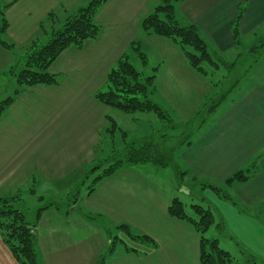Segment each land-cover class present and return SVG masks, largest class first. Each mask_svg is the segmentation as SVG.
<instances>
[{"label":"crops","instance_id":"crops-1","mask_svg":"<svg viewBox=\"0 0 264 264\" xmlns=\"http://www.w3.org/2000/svg\"><path fill=\"white\" fill-rule=\"evenodd\" d=\"M80 2L15 0L6 11L7 40L25 49L36 37L45 40L41 22L49 31L61 27L81 8ZM157 2L108 0L95 17L101 26L99 36L81 48L66 49L50 66V71L59 76V84L26 88L14 96L0 118V197L22 192V201L26 194H41L39 200L44 199L43 192L64 195L43 211L35 225L38 264H94L106 251L112 232L120 241L105 264H200V235L169 213L172 198L178 196L174 187L163 186L142 169L150 163L118 170L97 182L90 194L78 191L74 200L66 201L91 163L100 159L108 140H115L119 134L112 138L105 130L107 118H114L112 111L116 108L95 96L98 90L105 89L108 72L124 52L129 53L131 61V52L135 53L130 47L132 41L138 42L146 57L149 53L144 46L164 41L159 38L162 36L145 33L141 26ZM174 5L178 20L184 25H196L218 58L222 52L238 50L232 27L240 6L244 7L239 24L242 38L257 33L264 23V0H183ZM50 12L55 15L53 22L47 18ZM0 55H6L7 60L12 57L2 46ZM169 63L162 78L167 84L185 87L191 77L190 82L194 79L197 83L208 79V69V74L202 75L185 57ZM137 68L143 70L141 64ZM248 76L243 78L246 83L238 96L216 108L196 131L191 144L182 145L174 154L187 172L181 189H188L189 182L199 183L203 193L212 198L217 218L225 225V231L217 236L231 237L264 263V64L248 71ZM158 80L159 73L154 80V101L161 103L162 97H174L171 84L161 87ZM203 84L204 81L195 86V95L204 92ZM258 155L257 172L227 190L232 200L246 209L242 211L210 186H222L227 177ZM122 223L130 226L133 234L151 237L156 247L116 230ZM93 240L101 245H92ZM128 240L135 244L129 245ZM0 264H21L1 229Z\"/></svg>","mask_w":264,"mask_h":264},{"label":"trees","instance_id":"trees-1","mask_svg":"<svg viewBox=\"0 0 264 264\" xmlns=\"http://www.w3.org/2000/svg\"><path fill=\"white\" fill-rule=\"evenodd\" d=\"M14 1L5 2L4 0H0V45L12 53L15 51L16 44L6 38L9 29L6 11ZM107 1L88 0L85 6L79 8L77 12L67 17L61 27L50 31L45 27V23L41 22V33L47 35V38L45 40L39 37L32 39L26 46V61L24 66L20 69L14 67L11 70L17 86L13 96H9L0 101V118L13 102L14 96L26 88L36 85L52 86L59 84V76L50 71V66L66 49L72 46L81 48L86 41L99 36L101 26L96 22L95 17ZM157 1L154 9L143 18L141 24L142 30L147 34L171 38L180 46L188 63L202 75L206 76L208 74L204 67L205 62L211 63L210 65L214 68L219 67L218 60L221 58L216 59L213 57V53L201 37L198 27L194 24L184 25L176 17L174 4L183 0ZM243 13L244 7L240 6L239 13L232 27V35L236 48L242 44L239 24ZM47 18L53 22L55 20L54 12H50ZM130 47L136 53L143 70L135 67L130 61L129 53L124 52L118 58L116 65L108 72L106 87L96 92V98L100 102L127 114L154 113L162 121L170 122L171 127L186 125V123L182 125L174 123L167 110L154 101L152 94L155 88L154 80L156 76H150L145 73L144 69H146L147 57L140 50L138 42L132 41ZM262 50H264V37L254 44L248 53L254 55L256 58ZM241 52L239 51L238 53L240 57L243 55ZM221 60L225 64H228V66L235 64V61L229 63L223 59ZM257 61L258 59L254 60V62ZM252 65H249V67H252ZM246 72L243 71L242 76ZM238 83L239 80L235 81L232 87ZM222 98L220 97L215 103H211L203 110L201 114L203 117H201L199 126L205 123L210 112L222 101ZM107 120L106 132L112 138L120 132L122 139L126 141L127 132L118 125L113 117L108 116ZM112 141V144H114L115 140ZM185 144H191V140H187L184 143L181 142L170 149H165L164 146L161 147L151 136L126 142V146L123 149L113 150L107 158H100L98 163L92 166L85 176L93 171H100L102 169L103 172L95 178L96 185L97 182L114 174L118 170L150 163L162 168L171 167L178 177L177 188L181 189L184 186V178L187 172L183 171L175 160L174 152L177 148ZM259 161L260 155L256 156L246 167L233 172L224 180L222 186L211 185L210 187L222 197L232 200V196L227 190L238 183H243L250 179L257 172ZM95 185L89 189V194L94 190ZM21 195L22 192H18L8 197H0V229L4 232L5 239L10 246L12 254L21 264H38L34 228L43 211L53 205V203L39 207L34 218L29 220L27 211L19 205L21 203ZM232 201L240 210H246L237 201ZM185 205L182 199L174 197L169 206V213L173 217L185 221L199 233L200 264H239L229 252L219 246L217 238H209L206 236L212 226H215L216 230L220 233L225 231L224 222L221 219L217 220L215 209L207 204V202L193 203L191 204L193 214H189L186 211ZM115 229L124 232L134 241L156 247V243L151 237L142 233L133 234L130 226L127 224H119ZM110 241L106 251L100 255L96 264L106 263L107 256L113 252L114 246L120 241V238L115 234L113 237L111 236ZM128 249L136 251V249ZM243 252L247 256L246 261H252L255 264H264L260 258L248 250L244 249Z\"/></svg>","mask_w":264,"mask_h":264},{"label":"rangeland","instance_id":"rangeland-1","mask_svg":"<svg viewBox=\"0 0 264 264\" xmlns=\"http://www.w3.org/2000/svg\"><path fill=\"white\" fill-rule=\"evenodd\" d=\"M81 1L80 7H83L87 4L88 0H79ZM260 29L257 33H250L244 35L242 38V44L237 49H230L225 52L219 54L221 59L226 62H233L235 64L233 66H228L222 60H218L220 64L219 67H210L209 63L205 62L204 67L205 69L209 70L208 79H202L199 83H197L194 79L190 82L191 78L188 79L186 83V88L183 85L178 84H167L163 77L166 76L167 70L164 71L166 65L171 60H184V55L181 51V48L178 44H176L171 38L166 37H159L162 43H158L157 41L155 44L151 43L150 47L144 46L146 52L149 53L147 56L146 62V73L147 75H155L157 76L159 73V80L158 85L161 87H167L170 85L172 89V93L175 95L174 97H170L168 99L159 100L162 106L165 105V109L167 110L168 114L170 115L172 121L177 124H185L184 126L180 127H171L170 122H164L160 119L157 121L154 114H146V113H137V114H127L122 111L113 109L112 115L116 119L119 126L127 132L126 141L122 139L121 133L117 134L115 138V143L112 144V141L109 139L104 147L102 152V156L100 158H107L111 155L113 150H121L126 146V142H131L142 137L151 136L155 140L156 143L160 144L161 147H165V149H170L174 145H178L181 142H185L187 140H192L195 137L196 131L199 127L203 124H200L201 121V114L203 110L210 105L211 103H215L217 99L223 97L220 103L213 109L210 114L214 113L216 108L224 107L233 99H235L238 94L239 90L244 86L246 80L244 77L248 76V71L252 69L254 70L257 68L258 65L264 64V50L260 51L258 55L255 56L248 53L251 50V47L256 44L262 37H264V23L261 24ZM139 39V38H138ZM142 41V40H138ZM143 42V41H142ZM1 46V45H0ZM3 47V46H2ZM4 48V47H3ZM235 48V47H234ZM5 49V48H4ZM7 50V49H6ZM15 51L10 54L12 55L9 60H7L6 55H0V101L6 99L9 96H13L14 90L17 86L16 80L14 75L12 74L11 70L15 67L16 69H20L24 66L26 61V49L25 46H17ZM9 51V50H8ZM239 51H242L243 55L238 56ZM174 52H177L176 55ZM9 53V52H8ZM180 54V55H179ZM238 56V57H237ZM131 62L136 66L139 67L140 62L135 53L131 52ZM213 57L219 59L216 54L213 52ZM255 59H258L257 62H254ZM254 62V63H253ZM173 64V63H169ZM211 64V63H210ZM252 67H249V65ZM213 65V64H212ZM189 66V65H188ZM191 69V67H188ZM249 69L247 72L246 70ZM212 71V72H211ZM245 71L246 74L242 76V72ZM194 72V71H192ZM194 74H197L194 72ZM200 76V75H199ZM202 77V76H200ZM207 78V77H206ZM247 79V78H245ZM240 82L239 87L236 88L237 84L232 87V84L235 81ZM244 80V81H243ZM202 81L204 84L202 85L203 93L199 94V91L195 95V86H200ZM176 88L174 89L173 87ZM165 96V95H163ZM159 97V98H160ZM166 97V96H165ZM167 98V97H166ZM134 116L137 117L134 119ZM153 116V117H152ZM157 122V123H156ZM196 129V131H195ZM178 149V148H177ZM175 150V152L177 151ZM174 152V153H175ZM174 158L177 161V156L174 154ZM98 161H93L91 163L90 169L92 166L96 165ZM148 174H151L158 182H160L163 186L166 187H174V191L176 196L180 197L186 204V211L189 214H193V210L191 208V204L193 203H201L204 202L211 207H215L211 202L212 198L208 196L205 192L203 193V189H200L199 183L189 182L188 189H181L177 188L178 177L174 173V170L171 167H158L156 165H146L143 166L142 169ZM149 168H154L155 171L150 170ZM89 169V170H90ZM103 170L100 171L96 170L91 172L89 175L84 176L82 179L78 180L76 183L75 189L71 190L70 195L66 196V201L71 202L75 199V193L78 191L81 192V195L85 194L89 191V189L95 185V178L101 174ZM80 188V189H79ZM46 193L43 192L45 196L43 200H39L38 196L41 194L33 195V194H26L23 196V200L19 205H21L22 209L27 211V215L29 220L33 219L36 211L39 207L46 206L50 203H55L57 200L63 198L64 195L61 194H54L52 195H45ZM68 197V198H67ZM205 197V198H204ZM203 199V200H202ZM205 199V200H204ZM208 199V200H207ZM59 202V201H58ZM67 204V203H66ZM67 207L66 205H63ZM216 211V218H217V209L214 208ZM66 210V209H65ZM262 217L264 218V211L262 213ZM75 218V217H74ZM218 220V218H217ZM116 232H112L111 236L113 237ZM220 233L216 230L215 226H212L211 229L207 232L206 236L209 238H217L219 246L226 250L233 256V258L239 264H255L252 261H246L247 256L244 254L243 250L245 249L244 246L237 245L236 241L231 239L228 236H217ZM94 239V238H93ZM95 240V239H94ZM92 242V245L100 246L99 242ZM129 245H134L135 243L131 240H128ZM101 249V248H100ZM96 262H94L95 264ZM258 264V263H257Z\"/></svg>","mask_w":264,"mask_h":264}]
</instances>
